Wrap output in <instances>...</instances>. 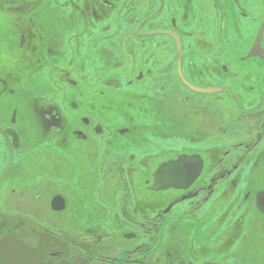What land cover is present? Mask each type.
<instances>
[{
    "label": "flooded vegetation",
    "instance_id": "obj_1",
    "mask_svg": "<svg viewBox=\"0 0 264 264\" xmlns=\"http://www.w3.org/2000/svg\"><path fill=\"white\" fill-rule=\"evenodd\" d=\"M0 264H264V0H0Z\"/></svg>",
    "mask_w": 264,
    "mask_h": 264
},
{
    "label": "rangeland",
    "instance_id": "obj_2",
    "mask_svg": "<svg viewBox=\"0 0 264 264\" xmlns=\"http://www.w3.org/2000/svg\"><path fill=\"white\" fill-rule=\"evenodd\" d=\"M175 101L178 102L179 99H175ZM166 102H168V101H166ZM181 104H183V103H181ZM196 105L197 106L195 107L196 108L195 111L194 112H190L191 116L189 118H188V116H189L188 111L190 110L189 108L182 107L181 112L180 111L179 112H180V121L183 119L182 120L183 123H186L187 121H191V120L193 121L195 119L194 122H197V123H196V125H193V127L194 126L196 127V133L197 134L195 133V130L192 129V128L191 129H183L180 132H175L174 129H180L179 127H176V128L171 129L170 132H168V135H169V133H171V134H173V137H174L175 133H178V134L182 133L181 137L186 138V135H188L189 138H191V137H195V135L198 136V137H201V135L208 134L207 133L208 129L205 127L206 123H203V122H207L210 119L211 120L215 119L214 115L216 114V110H212L210 112V114H211L210 115V114L207 113V111H206V109H205V107L203 106L202 103H201V105H202L201 107H198V105H199L198 103ZM227 112H228V109L225 110V113H227ZM221 113H223V111H221ZM223 115H224V113H223ZM180 121H179V123H180ZM168 140H169V138H168ZM167 145H168L169 149L173 148V147H174V149H175V147H180V143L179 142H173L171 140H170V142L167 143ZM91 174H92V172H91ZM118 230L119 229H115L114 231L118 232ZM114 239H116V238H114ZM114 239H113V241L116 242V240H114Z\"/></svg>",
    "mask_w": 264,
    "mask_h": 264
}]
</instances>
